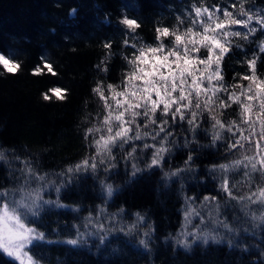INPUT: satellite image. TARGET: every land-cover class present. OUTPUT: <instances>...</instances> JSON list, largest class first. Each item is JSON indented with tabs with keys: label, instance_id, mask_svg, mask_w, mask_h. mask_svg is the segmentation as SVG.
I'll use <instances>...</instances> for the list:
<instances>
[{
	"label": "trees",
	"instance_id": "16d2710c",
	"mask_svg": "<svg viewBox=\"0 0 264 264\" xmlns=\"http://www.w3.org/2000/svg\"><path fill=\"white\" fill-rule=\"evenodd\" d=\"M263 43L264 0H0V195L57 190L35 261L264 264Z\"/></svg>",
	"mask_w": 264,
	"mask_h": 264
},
{
	"label": "rangeland",
	"instance_id": "374dc122",
	"mask_svg": "<svg viewBox=\"0 0 264 264\" xmlns=\"http://www.w3.org/2000/svg\"><path fill=\"white\" fill-rule=\"evenodd\" d=\"M237 23L243 22L238 20ZM0 62L6 68H13V64L2 54ZM56 192L55 188V193L50 195L46 188L27 184L11 200H2L3 195H0V250L19 264H38L28 252V247L40 238V234L26 221H31L41 206L51 205V198L56 199ZM196 222L197 225L200 223Z\"/></svg>",
	"mask_w": 264,
	"mask_h": 264
},
{
	"label": "water",
	"instance_id": "95a60500",
	"mask_svg": "<svg viewBox=\"0 0 264 264\" xmlns=\"http://www.w3.org/2000/svg\"><path fill=\"white\" fill-rule=\"evenodd\" d=\"M264 44V43H263Z\"/></svg>",
	"mask_w": 264,
	"mask_h": 264
}]
</instances>
